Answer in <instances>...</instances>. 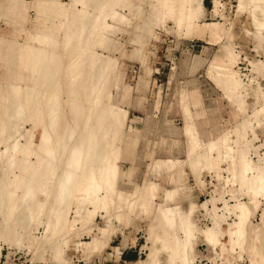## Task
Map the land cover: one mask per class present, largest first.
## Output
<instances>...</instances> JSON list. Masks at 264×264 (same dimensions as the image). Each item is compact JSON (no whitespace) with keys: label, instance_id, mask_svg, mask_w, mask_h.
<instances>
[{"label":"rangeland","instance_id":"obj_1","mask_svg":"<svg viewBox=\"0 0 264 264\" xmlns=\"http://www.w3.org/2000/svg\"><path fill=\"white\" fill-rule=\"evenodd\" d=\"M56 1L63 6L53 0H0V119L3 122L8 120L3 107L5 103L8 104L9 88L31 83L29 67H25V70L15 64V52L25 46L41 47L34 38L38 35L54 37L56 46L46 47L59 53L61 76L57 81L53 78V87L49 92L53 93L58 84L62 86L58 85L63 93L61 127L65 130L63 134H67L66 139L72 131L76 135L71 145L67 143L66 151L74 148L73 144L75 146L82 133L84 120L89 116L90 124L96 118L94 113L98 108L113 105L128 111L119 139H113V148H119L120 157L108 198L112 204L109 202L107 206H101L102 198L108 196L105 189L100 191L98 199L95 197L94 202H88L81 209L77 205L84 193L78 192L63 205L58 204L54 187L68 158L58 157L60 162L57 160V164L61 168L52 183L54 190L51 189L49 200L38 218L33 217L17 227L22 237L21 244H10L5 238H0V264H58L52 260L51 250L57 238L67 240L63 249L68 264H142L149 261L152 248L155 251L157 248L156 252L160 253L156 255V258L159 256L158 260L169 264L168 252L161 250L163 239H169L165 233L162 234V227L161 230L160 226L154 230L158 234L153 231V235L157 234L156 239L148 240L152 216L158 214L154 203L164 207L180 205L184 212H189L191 203L196 204L192 214L198 228L192 252L196 257L195 264H264V258L252 250L258 241L255 236L257 228L264 222V195L254 200L246 193L245 187L241 186L240 162L242 155L246 154L258 166L264 157V23L258 31L259 21L252 16L249 6L239 8L241 0H204V13L198 23L202 27L207 23L208 27H205L203 36H193L187 34L186 23L180 20L181 5L178 0H98L99 5L107 4L102 20L113 28L99 25V35L96 36L91 29L101 16L97 0L90 4L83 0L80 3L79 0ZM114 12H118L122 18H117ZM72 36H75V40ZM78 39H81L80 43ZM78 45L82 46L81 49L77 48ZM72 52H77L76 57L72 56ZM94 54L99 55L100 59L91 66ZM77 60L84 68V81L76 83V86L71 85L67 74L71 64ZM54 66L52 70L56 68ZM101 68L105 69L104 86L110 92L111 99L103 97L98 105L94 102L95 96L87 89L90 84L87 80L92 76V82L95 81ZM235 81H239L238 86L234 85ZM82 83L80 90L78 86H82ZM70 85L75 89L76 97L70 93ZM128 86L130 90L125 93ZM72 97L78 99L80 118L71 110ZM185 101L203 144H209L210 139L214 143L207 168L195 172L188 167L183 174H187L185 180L176 181L177 176L173 175L167 161L187 159ZM20 119L17 122L14 120L16 127L20 122V128L15 129L16 138L21 144H26L30 136L27 131L33 129V122ZM40 133L41 127H38L36 140H39ZM222 136H227L230 152L222 150ZM107 137L114 138V133L110 131ZM30 148L32 154L30 152L27 159L36 162V154H41L38 144H31ZM4 149L5 146L0 144V150ZM63 150L64 146H61L59 152L62 154ZM111 150L110 146L106 149L103 147L101 159L109 161L108 152ZM0 166H4L2 160ZM27 167L25 169L29 171L30 163ZM0 168L2 177L3 167ZM26 170L22 172V177L28 176ZM17 171L20 173L19 169ZM19 182L21 184L22 181ZM153 184L157 186L156 196L149 204L148 195ZM177 186L182 188L177 201L167 202V191ZM18 191L21 193V189ZM46 198V195H40L41 201L44 202ZM225 201L230 206L245 202L250 209L246 242L235 251L230 247L231 238L224 230L237 220V215L232 213L227 214V219L223 217ZM206 202L208 206L204 208ZM118 212L122 219L117 217ZM76 217H80V220L75 223ZM55 218L59 219L58 222L48 226L49 221L53 222ZM69 224L73 226L72 231H69ZM213 225L223 229L224 234L220 237L222 243L209 241L205 235V229ZM4 226L6 223L0 220V230ZM93 239L99 243L98 249L91 254L89 250L84 252L78 248L79 242L91 243ZM136 246L140 248L138 261L130 262L121 256V252L131 251ZM202 254L209 255L201 258Z\"/></svg>","mask_w":264,"mask_h":264},{"label":"bare ground","instance_id":"obj_2","mask_svg":"<svg viewBox=\"0 0 264 264\" xmlns=\"http://www.w3.org/2000/svg\"><path fill=\"white\" fill-rule=\"evenodd\" d=\"M53 1L56 2L57 5L61 7L63 6L61 2L56 0ZM99 1L97 2L96 5L100 4ZM178 1L180 2L181 5L180 20L186 23V26L188 28L187 34H192L193 36L196 35L203 36L206 32L205 27H208V24L205 23L203 25L204 27H202L201 25H199L198 19L204 13V6H203L204 0H178ZM83 2H87L90 4V3H94L95 0H85V1L83 0ZM246 5L249 6L252 16L257 21H259V25L257 26V29L258 31H260L261 25L264 23V0H241L239 8L243 9L244 6ZM92 6L93 5H91V7ZM105 6L104 3L103 5L102 4L99 5L98 10H100L101 16L97 18L96 25L94 27L92 26L93 28L91 29L92 30L91 33L96 34V36L99 35L98 34L99 25L101 26L103 25L108 29L112 27L111 25L106 23L105 20H102V16L105 13ZM114 14L116 15L117 18L118 17L122 18V16L118 12H114ZM86 27L88 26L86 25ZM82 36L84 35L82 34ZM90 36L89 38H91ZM34 38L37 39L41 47L37 48V47L25 46V47H21L20 49H18V51L15 52V61H16L15 64H17L18 67L21 66L24 69L25 67L26 68L29 67V73L32 77L31 83L23 86L14 85L13 87L11 86V88H9L10 94L8 95L9 98L6 101L8 102V104L5 103L3 107V110L8 115L7 118L8 120L7 122H3L2 118L0 119L2 120L0 121V144H3L5 146V149L3 151L0 150V160H2L4 165V166H0L3 167L2 168L3 176L0 177L1 178L0 179V220H3L6 223V226H4L0 230V238H5L6 242L7 243L9 242L10 244L13 243L21 244L22 237H21V233L17 231V227L22 226L23 222L25 221L27 222V220H31L33 217H37L39 213L42 211L43 206L49 200L48 196L51 195L52 193L51 189H53L52 183L54 179H56L57 177L59 168H61L58 167L60 164L59 165L57 164L58 157L60 158L62 157L65 158V156L68 157L66 159L64 166L62 165L64 168L63 172L60 176L57 177V182L55 183V187H54L55 194L54 193L53 194L55 195V197L58 198V199L56 198L58 204L63 205V203H65L68 198L74 196L78 192L80 194L84 193L85 196L78 201V205H77V207L81 209L85 204H88V202L91 201L94 202L95 197L96 199H98L99 196L98 194L100 193V191H102V189L107 190L108 196L102 198L101 206H107L109 202L112 204V200L108 198L112 192L111 189H112L113 180L115 179L117 174V161L118 158L120 157L118 150L119 148L118 149L113 148L114 147L113 139L118 138L119 133L121 132L120 130L123 128L128 115L127 110H123L113 105H108L107 107H101L98 108V110L95 108L97 110L94 113L96 118L90 124H89V120H90L89 116L85 120L81 118L84 120L81 130L82 133L77 139V141L76 142L74 141L75 142V146L73 144L74 148L69 152L66 151V147H68L67 143L70 144V142L72 141V138L74 136L73 135L74 131L69 133L68 139H66L67 134L66 135L63 134V131H65L61 127V120H62L61 116L63 113L62 111L63 93H61L62 90L60 89V87H58L59 84L57 83L58 90L56 87V89L54 88L55 91H52L53 93L49 92L53 87V86L51 87L53 78H56L55 80L57 81V79H59L61 76V62H60L61 58H59L58 56L59 53L57 54L56 52H53L50 49L48 50V48L46 47V46H50V47L56 46V43H54V39H55L54 37L49 36L47 34H42ZM101 38L103 39L104 37ZM68 39H70L69 36ZM78 41H79L78 43H80L81 39L80 40L78 39ZM82 42L84 43V41ZM57 43L59 42L57 41ZM85 45L86 44H84V46ZM88 45L89 44H87V46ZM72 47H74V45ZM78 47L79 45L77 46V48ZM81 51L82 50H80V52ZM85 51H86V47H85ZM76 53L74 54L72 52V56H75ZM80 58L82 59V57ZM71 59H73V57H71ZM97 59H100L99 55L94 54L92 56L91 66L95 65ZM55 61L58 67L54 63ZM108 61H110V58H108ZM10 63H12L11 60ZM12 64L10 65L12 66ZM53 64L55 65L54 67L56 68L52 70ZM83 69L80 63L78 62V60L76 62L74 61V63L71 64L69 74H67L69 75L68 80L71 83V85L74 84L76 85V83L79 84V82L83 80V71H82ZM84 73L86 72L84 71ZM104 75H105V69L101 68L99 73L96 74L97 78L95 81L92 82L93 80L92 76L90 78L87 77L88 79H90L87 80L88 82L90 81V84L87 86V89L90 94L95 96L93 97L94 102H96L98 105L100 104V102H102L103 97H107L109 100L111 99L110 92H107L104 86V79H103ZM238 78L239 77H237V79ZM58 82L60 83L59 80ZM233 83L235 86L239 85V81H235ZM83 84L84 83H82V86L81 85L78 86L80 87V90H82L81 87L83 88ZM129 90H130L129 86L126 87L125 93H128ZM7 92H9V90ZM75 92H76L75 89L71 87L70 93L74 95ZM77 101L78 99L77 100L73 99L72 101H70L71 103L70 106H71V110L76 112L77 118H80L81 112L79 113ZM183 105H184L183 107H184L185 120H186L185 134L188 137L187 159L186 161H182L180 159L174 158V159H169L167 161V165L169 169L172 170L173 175L175 174V176H177L176 179L174 178L176 181L182 180V178L185 180L184 177L187 174L185 176L183 174L186 173L188 167L195 172L198 170L200 171L203 168H207V166L209 165L210 155L212 152V143H214V141L210 139L207 142L209 144L207 145L203 144L200 133L198 132L195 124L191 121L193 115L190 108L188 107V103L185 101L183 102ZM20 118H22L23 120L28 119L29 121L33 122V129L27 131V133L30 136L27 139L26 144H21L19 140H17L16 138L17 131H15V129L20 128L19 126L20 122L18 123L19 127L18 126H17L18 128L16 127L17 125L16 120H19ZM38 127H41V133L39 140H36L35 133ZM72 130H76V129H72ZM110 131L114 133V138L107 137V134ZM66 132H68V130ZM221 142L224 143L222 150L230 152L231 148L228 147L227 136H222ZM63 143H65L66 145H64ZM31 144H38V149H40L41 152V154H36L37 157L36 162H30L29 160L31 159L29 160L27 159L28 158L27 156L31 152V148H30ZM61 146H64V150L62 154L59 152ZM108 146H110V148L112 149L111 151L108 152V156L110 155V159H111L112 157L111 155L113 154V157L111 160L109 159V161H105L101 159L100 154L102 152L103 147H105L106 149V147ZM30 154H32V152ZM20 156H22V159ZM99 161H101L102 163H100ZM240 162H241V186L243 188L245 187L246 193L251 195L252 199L257 200L258 197L264 195V157L262 158V161L258 166H255L254 162L246 157V154L242 155ZM29 163L31 167L29 168V171H27L25 167H27ZM16 169H19L20 173L17 171L19 174L16 172ZM24 170L28 172V176L22 177V172ZM19 181H22L21 184ZM19 189H21V193L18 191ZM156 189L157 186L153 184L151 186V190L148 195L149 204L153 201V199L156 196V192H155ZM180 189L182 190L181 186H177L176 189L168 190L166 201L176 202L179 196L178 193ZM40 195L47 196L44 202L41 201ZM207 204L208 202L204 203L203 207L207 208L208 206ZM58 206L59 205H57V207ZM154 207L158 212V214L156 213L154 216H152L153 224L150 227V236L148 240L152 241L154 237L156 239L158 233L156 232L157 230L156 231L154 230L159 229L158 226H160V230H161L162 227V231H163L162 234L165 233L169 239L168 238H167L168 240L163 239L164 249H162L163 248L162 246L161 250H165L168 252L167 254H169L168 255L169 264H195L196 257L193 256L192 252L194 250V243L197 239L198 228L196 227V224L192 219V214L194 213L196 204L191 203L189 212H184L180 205L175 207H164V205L160 203L159 204L154 203ZM79 209L77 210L79 211ZM223 211H224L223 217L225 219L228 218L227 214L236 213L237 215V220L229 224V228H227V230H224L226 234H229L231 238L229 245L233 249V251H235L237 248L243 247V245L246 242V235H247L246 227L248 223V216L250 213V209L247 203L245 202L240 201L239 203L230 206V204L225 201V206L223 208ZM120 214L121 213L118 214L117 216L118 218H121ZM56 217L58 216L56 215ZM262 218L264 219V211L262 212ZM58 220L59 219L57 218L56 220H53V222L49 221L48 226H50V224L52 223L55 224V222H58ZM78 220H80V217L79 218L76 217L74 219V222L76 223ZM70 230L71 231L73 230V226L71 224H69V231ZM153 231L156 232L157 234L153 235ZM224 231L222 228L219 227V225H213L212 227H207L204 232L207 238L209 239V241H212L214 243H222L220 237L221 235L224 234ZM255 236L257 237L258 243L257 242L254 243V246L252 248L253 253L260 254V256L263 259L264 258V222H262L261 226L260 225L258 226ZM57 239L58 240L54 242L53 246L51 245L52 260H54V262L58 264H68L67 260L64 258V249H63L65 248L63 246L67 245L65 244L67 240L66 239L63 240V238L62 239L57 238ZM98 243L99 242L96 239H93L91 243H86L83 241V242H79L78 248H81V251L85 252V250L86 251L89 250V253L90 252L92 253L93 250L98 249L97 248ZM145 247H147V245ZM156 251L155 249L153 250L152 248L148 257L149 261H145V262L143 261L141 263L163 264L161 260H158L159 256L156 258L157 254L160 255V253H157ZM87 255L88 253L86 254V257Z\"/></svg>","mask_w":264,"mask_h":264},{"label":"crops","instance_id":"obj_3","mask_svg":"<svg viewBox=\"0 0 264 264\" xmlns=\"http://www.w3.org/2000/svg\"><path fill=\"white\" fill-rule=\"evenodd\" d=\"M139 249L140 248H138L136 246V248L132 249L131 251L121 252V256L125 257V260H127V261H130V262L135 261L136 262V261H138V258H139V253H140ZM207 255H209V254H205V255L202 254V255H200V257L201 258H207ZM118 257H119V255L116 256V258H118ZM198 257H199V255H198Z\"/></svg>","mask_w":264,"mask_h":264},{"label":"trees","instance_id":"obj_4","mask_svg":"<svg viewBox=\"0 0 264 264\" xmlns=\"http://www.w3.org/2000/svg\"><path fill=\"white\" fill-rule=\"evenodd\" d=\"M205 3H206V1H205Z\"/></svg>","mask_w":264,"mask_h":264}]
</instances>
